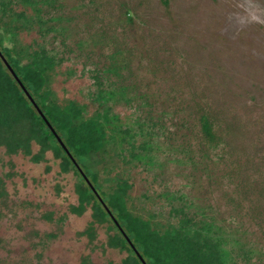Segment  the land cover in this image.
<instances>
[{"label":"rangeland","instance_id":"obj_1","mask_svg":"<svg viewBox=\"0 0 264 264\" xmlns=\"http://www.w3.org/2000/svg\"><path fill=\"white\" fill-rule=\"evenodd\" d=\"M50 2L66 42L51 76L55 97L87 102L90 113L84 68L95 67L115 91L107 130L157 123L149 158L127 154L101 176L126 180L127 204L143 214L160 208L164 189L183 188L212 221L228 264H264V0ZM60 162L52 150L35 161L0 145V264L127 257L109 242L115 229L91 203L72 209L79 178Z\"/></svg>","mask_w":264,"mask_h":264},{"label":"trees","instance_id":"obj_2","mask_svg":"<svg viewBox=\"0 0 264 264\" xmlns=\"http://www.w3.org/2000/svg\"><path fill=\"white\" fill-rule=\"evenodd\" d=\"M54 12L50 0H0V51L78 166L147 264H228V251L221 245L212 221L204 217L203 210L194 204L186 190L164 189L160 208L143 214L128 206L126 180L119 175L101 176L100 170L112 168L118 158L125 161L127 154L135 159L145 151L149 158L151 139L158 134L153 125L157 123L147 120V126L139 125L138 131L121 125L107 130L105 122L113 115L115 91L95 67L84 68L92 80L86 95L93 106L90 113L84 114L87 102L73 99L61 102L55 97L51 76L66 57V42L61 35L57 36ZM31 31L37 37L27 42L21 34ZM202 126L210 136L211 124L203 116ZM140 131L147 138L139 140ZM33 143L38 144L34 152ZM0 145L8 152L28 154L35 161L43 159L46 150H52L61 159V169H73L79 178L76 184L79 201L72 209L81 211L91 203L99 220L109 221L115 229L109 242L127 249V257L110 264H143L1 57Z\"/></svg>","mask_w":264,"mask_h":264},{"label":"water","instance_id":"obj_3","mask_svg":"<svg viewBox=\"0 0 264 264\" xmlns=\"http://www.w3.org/2000/svg\"><path fill=\"white\" fill-rule=\"evenodd\" d=\"M0 57L3 60V62L5 63V65L7 66V68L10 70V72L13 74V76L17 79L19 85L22 87L23 91L25 92V94L27 95V97L30 99V101L33 103V105L35 106L36 110L38 111V113L42 116V118L45 120V122L47 123L48 127L51 129V131L55 134L57 140L59 141V143L62 145V147L64 148V150L66 151V153L70 156V158L72 159L73 163L77 166L78 170L80 171V173L82 174L83 178L85 179V181L87 182V184L90 186V188L92 189V191L94 192V194L96 195V197L98 198V200L101 202V204L103 205V207L105 208V210L109 213V216L113 219L114 223L116 224V226L119 228V230L122 232V234L124 235V237L126 238V240L128 241L129 245L132 247V249L134 250V252L136 253V255L139 257V259L141 260V262L143 264H147V262L145 261V259L142 257V255L140 254V252L137 250V248L135 247V245L132 243L131 239L129 238V236L125 233V231L122 229V227L120 226L119 222L116 220V218L114 217V215L111 213L109 207L106 205V203L104 202V200L102 199V197L100 196V194L98 193V191L95 189L94 185L92 184V182L89 180V178L86 176V174L84 173V171L78 166V163L74 160L73 156L71 155V153L69 152L68 148L66 147V145L63 143V141L61 140V138L59 137V135L55 132L54 128L52 127V125L50 124V122L47 120V118L45 117V115L43 114L42 110L39 108V106L37 105V103L34 101V99L32 98L31 94L28 92V90L24 87V85L22 84V82L20 81V79L17 77V75L15 74L14 70L12 69L11 65L8 63V61L6 60L5 56L1 53L0 51Z\"/></svg>","mask_w":264,"mask_h":264}]
</instances>
